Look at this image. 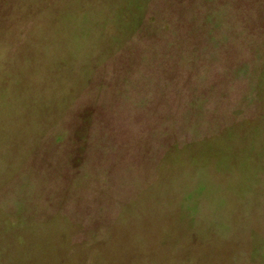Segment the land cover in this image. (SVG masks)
<instances>
[{"label": "rangeland", "instance_id": "obj_1", "mask_svg": "<svg viewBox=\"0 0 264 264\" xmlns=\"http://www.w3.org/2000/svg\"><path fill=\"white\" fill-rule=\"evenodd\" d=\"M112 2L66 55L0 47V263L264 264V0Z\"/></svg>", "mask_w": 264, "mask_h": 264}, {"label": "trees", "instance_id": "obj_2", "mask_svg": "<svg viewBox=\"0 0 264 264\" xmlns=\"http://www.w3.org/2000/svg\"><path fill=\"white\" fill-rule=\"evenodd\" d=\"M92 1L53 0L45 8L39 9L37 0H0V47L5 52V56L8 57L7 63L10 65L11 62H14L12 56L16 54L15 61L19 62L18 68L21 71L25 67H30L37 57L38 59L48 58V54L52 55L55 52L66 55L72 44L77 42V37L82 34L83 29L81 30V26L84 22L79 18L83 17V15L95 19L96 21H93L97 24L105 25L110 23V26L113 24L118 26L122 19L127 16L128 4H125L126 6L123 5L124 7H121V9L113 11L110 8L113 4L112 0H98L97 2L100 4L98 6L95 4V8ZM102 8H106L107 11ZM80 13L81 15L78 16ZM11 29L15 30L17 34H14ZM11 35L12 38L9 37ZM17 36L22 37V39H19V45L13 47L11 42L15 41ZM6 40L9 41L8 45H3ZM91 51V49L87 51V54H90ZM89 57L90 55L87 56V58ZM13 68L17 73L16 67ZM16 73L15 75H17ZM9 75V72L2 74L1 71L0 96L6 93L7 89H4L3 85L7 84ZM14 107L16 108L15 105ZM5 114H3L7 116L3 118L6 120L3 125L5 127L0 128L1 137L9 130L7 125L12 121V117H17L8 113L7 115ZM17 127V125L14 126L16 131ZM2 143L5 145L4 140L1 141L0 145ZM5 147L11 150L14 148L12 144H7Z\"/></svg>", "mask_w": 264, "mask_h": 264}, {"label": "crops", "instance_id": "obj_3", "mask_svg": "<svg viewBox=\"0 0 264 264\" xmlns=\"http://www.w3.org/2000/svg\"><path fill=\"white\" fill-rule=\"evenodd\" d=\"M37 1H38V4H39V5H37V7L39 9H42V8H45V6L48 3H51L53 0H37ZM111 9L114 11L115 9L116 10L119 9V7H118V5L116 6V8L114 6H112ZM109 129H113V126H111L110 124H107V123L104 124V122L99 123V124L96 125L97 134H100V133H104L105 134V132H108ZM66 132H68V130H66L62 124H55L54 127H53V135L50 136L49 139H48V145L54 144V145L57 146V145L60 144V145L63 146L66 143V141L69 139V137L66 136V134H67ZM104 134L102 136V139H100V137H99V139L97 140V143H96L97 146H99V147L101 146V148L103 150H105V148H104L105 135ZM100 152L101 151H99V153ZM52 176H53V179H55V182H54L55 185L54 184L52 185L53 188L55 189V191H58L60 188H62L64 190L67 187L66 184H65V181H66V179L68 177H67V175H66V173L64 171L57 170V171H55V173ZM42 178H43V175H42ZM17 212H19V211H17ZM25 215H26L25 212L21 211L19 217H23ZM5 219H6V225H7L6 228H8V223H13V221L12 222L11 221L7 222L8 221L7 217ZM23 222H24V220H21V222H14V224H15L14 226H18L19 225L20 227H22L24 225ZM32 223L33 222H29L27 224V226L32 224ZM2 239L3 238H2V235L0 233V252H1V249H2L1 247L3 245ZM3 264H5V263H3Z\"/></svg>", "mask_w": 264, "mask_h": 264}]
</instances>
